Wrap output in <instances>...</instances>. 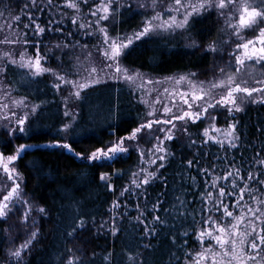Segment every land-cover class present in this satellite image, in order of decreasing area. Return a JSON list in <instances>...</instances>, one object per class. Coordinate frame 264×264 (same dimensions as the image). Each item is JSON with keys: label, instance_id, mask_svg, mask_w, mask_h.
Masks as SVG:
<instances>
[{"label": "snow or ice", "instance_id": "obj_1", "mask_svg": "<svg viewBox=\"0 0 264 264\" xmlns=\"http://www.w3.org/2000/svg\"><path fill=\"white\" fill-rule=\"evenodd\" d=\"M0 4L9 10L4 0ZM20 12L0 36V128L7 130L0 134L9 142L17 132L29 136V117L40 108L26 96L15 98L9 79L19 75L28 85L49 79L57 93L67 91L64 116L71 119L57 130L59 138L40 147L62 149L92 168L126 162L133 152L139 157L135 170L99 173L114 198L99 220L76 202L48 264H95L98 253L67 245L92 229L118 239L125 219L139 229L142 249L127 255V264H148L158 251L154 240L167 244L168 264H264V120L242 123L249 105L264 107V0H25ZM207 21L214 22L215 35ZM157 38L180 39L191 54L200 51L201 60H210L211 78L201 80L208 73L197 71L155 77L125 63ZM101 84L128 85L140 93L145 111L123 134L110 126L112 139L77 151L79 124L69 104L86 100ZM36 147L21 143L11 154L0 151L5 264H31L43 224L64 225L25 191L18 161ZM128 173L116 195L113 177ZM133 198L134 217L128 211ZM102 264H116V254L105 251Z\"/></svg>", "mask_w": 264, "mask_h": 264}, {"label": "trees", "instance_id": "obj_2", "mask_svg": "<svg viewBox=\"0 0 264 264\" xmlns=\"http://www.w3.org/2000/svg\"><path fill=\"white\" fill-rule=\"evenodd\" d=\"M24 2V0H4L9 10L5 11L2 4H0V10L9 13V16L20 15V9ZM204 26L215 35L213 21H207ZM206 42L207 38L204 39V43ZM192 51L184 48L183 40L177 39L168 43L164 38H157V42L146 43L139 47L125 63L130 67L140 68L141 71L159 76L185 71L209 73L210 60H201L200 51L191 54ZM13 79L16 81L15 84H13ZM8 83L16 89L13 92L14 96H26L30 103L40 104L36 115L29 117L30 135L19 134L16 139L9 142V137L0 134V151L6 155L11 154L15 147L21 143L38 146L29 148L27 154L18 161V166L26 180L25 191L35 195L41 204L51 210L53 220L64 218V225L59 229L49 223L43 224L44 239L41 245L37 246V253L30 258L31 264H42V261L43 264H48L50 255L55 253L57 247L62 246L59 232L64 226L71 223L72 213L75 211L73 205L79 202L83 212L96 214L99 220L114 198L113 193L108 192L99 181V173H111L114 170H135L139 157L133 152L131 158L126 162L92 168L86 162L71 157L62 149L40 147L53 143L54 138H59L57 130L63 122L69 120L64 116L65 108L62 95L51 88L49 79H44L38 85H28L21 83L20 76L17 75L10 78ZM117 87H119V91H117ZM74 106L76 122L79 124L77 128L78 140L81 142L74 143L73 147L77 151H85V153L98 146L97 141L113 138L109 135L110 126L119 128L118 135L123 134L125 128L134 126L132 122L142 112V107L136 103L131 91L124 85L117 86L115 84L97 86V90L91 91L86 100L76 102ZM258 120H264V107L250 106L247 114H242V123L244 124L251 126ZM5 144L8 146L5 147ZM176 147L179 148L180 144H177ZM180 150L188 152L186 148ZM215 151L216 149L212 148V152L215 153ZM175 168L174 164L168 170L170 183ZM129 176L130 173L120 178L113 177L116 195L128 183ZM88 181L92 182L88 183ZM156 190L153 187V199ZM134 205L135 198L129 203L128 209L129 215L133 217L136 215ZM105 218L107 217L105 216ZM123 224L124 231L119 234L118 239L114 240L110 235H98L95 229H92L83 233L79 240L67 247L84 248L89 255L95 251L98 253L95 264H102V256L105 251L116 254V264H121V262L127 264V255H135L142 249L138 248L139 229L133 228L132 223L127 219L123 221ZM3 227L5 225L0 224V229ZM3 236L4 233L0 231V238ZM153 244L158 251L148 256V264H168L167 244L162 247L156 240L153 241ZM190 244L194 249L199 248L198 243L194 240L190 241ZM6 247V243H0V264H5L3 252Z\"/></svg>", "mask_w": 264, "mask_h": 264}, {"label": "rangeland", "instance_id": "obj_3", "mask_svg": "<svg viewBox=\"0 0 264 264\" xmlns=\"http://www.w3.org/2000/svg\"><path fill=\"white\" fill-rule=\"evenodd\" d=\"M23 1V0H22ZM25 1V0H24ZM0 12H3V15L2 16H0V28H3V31L2 32H0V36H3L5 33H7L8 31H9V29L6 27V25L7 24H13V25H15V21L12 19V17L13 16H9V13H6V12H4V11H2V10H0ZM25 20H26V17L24 18ZM23 28V25L21 24L20 25V29H22ZM144 72V71H143ZM146 73H148V72H146ZM151 75H153V74H151ZM171 75H173V74H171ZM153 76H155V77H162V76H166V75H162V76H159V75H153ZM211 78V75H210V72L208 73V75H206V76H203V77H201L200 76V79L201 80H204V79H210ZM124 86H126L128 89H129V86L128 85H124ZM165 86H169V87H171V85H165ZM150 87V86H149ZM130 90V89H129ZM161 91H162V88H161ZM132 93V95H133V97H134V99H135V101H136V103L137 104H139L138 103V98H139V95H140V93L139 92H136V93H133V92H131ZM62 99L65 97V96H67L68 95V93H67V91H64L62 94ZM154 95V94H153ZM14 96V95H13ZM15 98H17V99H19L20 97H16V96H14ZM63 103H64V99H63ZM75 101H72V102H70V104H69V111H70V113H75ZM141 107H142V112H141V114L145 111V108H144V105H142V104H139ZM250 106H252V105H249V107ZM64 108H65V104H64ZM19 114H23V112L24 111H27L28 109H15ZM69 118V120L71 119V116H69L68 117ZM2 123H5L4 121H0V124H2ZM219 123H220V125H223L224 124V120H223V118H221L220 119V121H219ZM6 129H3V128H0V132H2V133H6ZM20 133L19 132H17L16 134H15V136H17V135H19ZM9 224H12V223H14V220H10L9 222H8ZM17 243H19V241H17ZM214 243V242H213Z\"/></svg>", "mask_w": 264, "mask_h": 264}]
</instances>
